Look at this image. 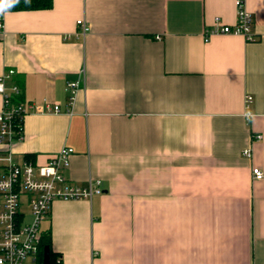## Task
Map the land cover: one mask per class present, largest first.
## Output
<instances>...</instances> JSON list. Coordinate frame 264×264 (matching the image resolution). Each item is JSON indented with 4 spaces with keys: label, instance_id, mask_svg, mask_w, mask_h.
Returning <instances> with one entry per match:
<instances>
[{
    "label": "crops",
    "instance_id": "crops-1",
    "mask_svg": "<svg viewBox=\"0 0 264 264\" xmlns=\"http://www.w3.org/2000/svg\"><path fill=\"white\" fill-rule=\"evenodd\" d=\"M236 1L0 0V75L15 71L27 110L0 151L45 165L72 148L67 179L103 185L52 204L42 231L62 264H264V0H245L256 41L207 35L236 24Z\"/></svg>",
    "mask_w": 264,
    "mask_h": 264
},
{
    "label": "built area",
    "instance_id": "built-area-1",
    "mask_svg": "<svg viewBox=\"0 0 264 264\" xmlns=\"http://www.w3.org/2000/svg\"><path fill=\"white\" fill-rule=\"evenodd\" d=\"M237 22L233 26L221 25L219 21L210 34L242 36L247 42L256 41L254 17L245 0H237ZM81 35L85 37L90 26L79 20ZM4 18L0 15V33L4 31ZM157 39L160 40V37ZM15 74L9 70L0 75V95L3 107L0 110V147L5 148L20 142L24 137V117L27 113L20 100L21 90L9 81ZM83 76V73H82ZM80 87V81L69 82L67 93L72 106ZM252 100H246L247 117ZM48 112H60L59 105L47 106ZM256 140L261 136H256ZM72 148H63L45 165H36L26 159L16 162L10 150L0 151V264H44L39 261L40 244L43 238L42 224L50 218L52 204L57 201L91 200L104 192L101 180H89L86 185L73 183L65 172L70 166ZM246 156L249 150L244 152ZM254 178L261 180L264 173L253 169ZM24 206L26 209L23 210ZM29 218V219H28Z\"/></svg>",
    "mask_w": 264,
    "mask_h": 264
},
{
    "label": "trees",
    "instance_id": "trees-1",
    "mask_svg": "<svg viewBox=\"0 0 264 264\" xmlns=\"http://www.w3.org/2000/svg\"><path fill=\"white\" fill-rule=\"evenodd\" d=\"M53 4L54 0H4L6 12L48 10L53 7ZM26 160L31 161L28 157H26ZM51 242V232L50 234L46 233L40 244L39 261L42 263L44 258V248L49 246L51 250V264H62L58 255L53 252Z\"/></svg>",
    "mask_w": 264,
    "mask_h": 264
},
{
    "label": "water",
    "instance_id": "water-1",
    "mask_svg": "<svg viewBox=\"0 0 264 264\" xmlns=\"http://www.w3.org/2000/svg\"><path fill=\"white\" fill-rule=\"evenodd\" d=\"M44 264H51V257H50V253H51V250H50V247L49 246H46L44 248Z\"/></svg>",
    "mask_w": 264,
    "mask_h": 264
},
{
    "label": "rangeland",
    "instance_id": "rangeland-1",
    "mask_svg": "<svg viewBox=\"0 0 264 264\" xmlns=\"http://www.w3.org/2000/svg\"><path fill=\"white\" fill-rule=\"evenodd\" d=\"M26 209V207L24 206L23 210Z\"/></svg>",
    "mask_w": 264,
    "mask_h": 264
}]
</instances>
